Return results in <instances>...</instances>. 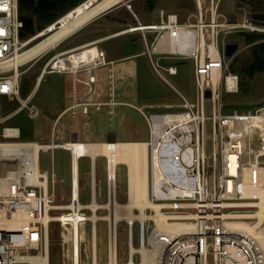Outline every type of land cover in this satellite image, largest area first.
Returning <instances> with one entry per match:
<instances>
[{
	"label": "built area",
	"instance_id": "built-area-1",
	"mask_svg": "<svg viewBox=\"0 0 264 264\" xmlns=\"http://www.w3.org/2000/svg\"><path fill=\"white\" fill-rule=\"evenodd\" d=\"M220 1L210 0L205 8L204 0H193L195 22L190 21L195 13L185 14L183 19L177 10L160 8L162 22L131 28L154 31L150 44L153 50L165 42L160 53L192 58L198 95L191 101L174 88L181 101L173 109L161 112L139 109L149 131L146 141L149 197L166 205L161 210L168 214L166 221L170 223L161 228L156 220H135L139 245H146L151 257L156 252L154 264H264L260 241V236H264V217L259 221L253 215L259 209L256 202L264 196V104L253 113L224 111V93L238 90L239 76L229 68L230 60H225L224 41L223 50L219 48L221 34L264 32V24L248 16L238 22L217 21ZM22 27L19 0H0V264H49V224L44 217L60 209L54 208L53 202L57 182L53 150L62 147L57 144L48 148L43 141L21 140L18 126L2 125L10 116L4 113L3 98L18 100L13 113L26 109L29 118L40 114L35 104H28L31 95L21 96V68L37 56L13 63L15 56L35 38L22 39ZM151 62L168 83L162 71L177 73L175 65H163L160 57ZM205 99L212 103L210 115L205 113ZM89 106L90 103H83L82 111L87 113ZM207 118L212 123L211 154L206 153L204 146ZM56 139L53 125L47 142H61ZM43 151L51 152L50 172L41 168ZM71 157L70 154V201L79 204L80 160L74 168ZM106 170L107 198L111 195L116 198V169ZM95 177L92 167V199L97 194ZM191 208L195 211L191 212ZM68 210L74 212V208ZM239 220H245L246 225L232 224ZM127 229L133 235L134 223L130 230L128 222ZM73 236L72 231V264Z\"/></svg>",
	"mask_w": 264,
	"mask_h": 264
},
{
	"label": "rangeland",
	"instance_id": "rangeland-1",
	"mask_svg": "<svg viewBox=\"0 0 264 264\" xmlns=\"http://www.w3.org/2000/svg\"><path fill=\"white\" fill-rule=\"evenodd\" d=\"M85 1V0H84ZM126 1V0H125ZM166 5L165 11L170 9L177 10L182 18H185V14L195 13L190 17V21H197L196 10L193 0H163ZM210 0H204V7L207 8ZM83 2V1H82ZM172 5V7H171ZM256 12L264 13V0H221L218 8L217 21H231L238 22L244 17L248 16L252 18V14ZM209 19V13H207V20ZM49 24L42 31L38 32L32 43L41 38L42 32H49L55 25H59L57 22ZM254 21V20H253ZM260 23V21H254ZM264 24V23H261ZM259 24V25H261ZM261 34V37L256 41H248L245 34ZM263 34V35H262ZM23 39V38H22ZM264 39L263 31H249V32H232L226 35L219 36V48L223 50V41H238L239 52L232 58L225 56V60L229 61V68L236 72L239 76L238 90L234 92L224 93L225 108L224 111L232 112L237 111L239 113H253L255 108L264 104V70L256 71L252 77H249L247 71H245L246 63L252 57V46L256 42H261ZM51 53L45 55L40 62L31 60L25 64L22 69L21 81L24 85H30L29 94L31 98L28 100V104H35L40 109L38 117L29 118L26 115V109L17 113H13L14 109L18 106V100L7 101L3 98V110L5 114H10L9 118L5 120L2 125H15L20 129L21 140H38L47 142L51 139L52 125L61 109V101H58V89L61 85L62 76L58 72H48L44 75V79L37 84L38 76L44 66V62L50 56ZM145 58V57H144ZM187 63L180 65V72L177 75L166 74L167 79L171 84L182 94H184L189 100L195 101L198 97L196 92V85L193 71V60H187ZM158 82L157 88L161 90L167 100L178 102V97L175 90L164 80L155 79ZM161 82V83H160ZM22 97H25L21 93ZM205 113L211 114L212 103L209 99L204 100ZM131 116L130 129L140 131L146 136V123L143 121L141 113L134 109H129ZM13 113V114H12ZM93 114L91 117H86L89 123H86L85 133L90 134L92 130L91 121H94L95 133H100L99 126L105 123H110L113 119H109L106 115ZM62 123L65 124L66 130L65 139H69V129L73 127L75 123V117H69L68 115L61 118L57 128V139L61 141V129ZM258 133V132H257ZM0 139H2L0 137ZM79 139L82 141L93 142L99 141L93 138L84 140L83 132L79 134ZM204 146L207 154H211L212 151V123L211 119L207 118L204 123ZM106 157L100 156L96 160V179L95 186L97 190L96 197L97 202L104 204L108 201L106 195L107 187V170H106ZM40 165L43 170L51 171V152L43 151L40 157ZM53 165L57 176V182L55 186L54 204L59 205L62 203H68L70 201V149L68 147L55 148L53 150ZM89 157L87 155L80 156V172H81V193L80 202L88 203L92 201L91 196V180L89 175ZM126 164L120 162L117 166V194L116 198L119 202H126L129 197L128 191V174ZM194 212V209H189ZM136 212H138L136 210ZM149 212V211H147ZM80 213L89 216L87 220L81 221L79 224L80 235V251L81 260L80 264H93V261L99 264H107L110 261V236H111V222L109 218H106L110 214V209L107 207L99 208L97 210V219L91 217L92 211L88 208L80 210ZM51 216L55 219L49 223V264H72V222L71 220L57 219L60 216L71 215L68 209H54L51 211ZM108 214V215H107ZM102 217V218H101ZM94 222V223H93ZM138 222H134V234L132 235L133 244L138 247L140 238L138 231L136 230ZM74 226V223H73ZM128 220L120 217L115 225L116 235V260L119 264H126L129 261V242L130 235L128 233ZM95 245V246H94ZM211 259V257H209ZM95 259V260H94ZM142 260V254L135 252L134 261L140 262Z\"/></svg>",
	"mask_w": 264,
	"mask_h": 264
},
{
	"label": "crops",
	"instance_id": "crops-1",
	"mask_svg": "<svg viewBox=\"0 0 264 264\" xmlns=\"http://www.w3.org/2000/svg\"><path fill=\"white\" fill-rule=\"evenodd\" d=\"M123 2L101 12L34 58L40 62L45 55L51 53L43 63L36 85L48 72H58L62 76L57 98L62 104L53 123L55 134L64 116L75 117V123L69 129V139H65L67 129H64L65 124L62 123L61 142H70L74 138L80 142H87L79 139L81 131L84 140L90 138L99 140L93 142L147 141L148 126L139 109L144 108L146 112H161L173 109V106L181 101L167 100L161 90H158V82L155 79L164 78L157 73L151 60L160 57L163 65L177 67L176 74L162 71L167 79L166 74H179V66L193 59L160 53L161 48L165 47V42L153 50L150 44L155 37L154 31L131 29L139 24L162 22L163 17L159 15L158 10L165 9L167 3L163 0ZM172 10L174 9H170ZM169 83L171 84L170 81ZM171 87L175 88L173 85ZM83 103H90L87 113L82 111ZM97 104L99 108L96 107ZM129 109H134L143 116L147 126L146 136L140 131L130 129L132 120ZM94 113L107 115L110 120L113 119L110 123L99 126L98 135L95 133L94 121H91L93 125L90 134L85 133L86 123H89L86 117H91ZM100 156L105 155H97L93 161L88 156L89 175L93 167L96 176V160Z\"/></svg>",
	"mask_w": 264,
	"mask_h": 264
},
{
	"label": "bare ground",
	"instance_id": "bare-ground-1",
	"mask_svg": "<svg viewBox=\"0 0 264 264\" xmlns=\"http://www.w3.org/2000/svg\"><path fill=\"white\" fill-rule=\"evenodd\" d=\"M123 1L125 0H85L81 2L59 18L57 21L59 25H55L47 33L42 32L40 34L41 38L32 45H29L23 52L18 53L13 59V63L18 64L19 62L32 59L42 52L47 51L48 48L52 47L67 35L92 20L102 11H105ZM10 131L16 130L10 129ZM57 144H60V147H68L70 149L74 168L77 167L80 156L82 155L90 156L92 161L97 155H105L107 157V168H109L111 172L116 168L119 162L126 164L128 169L129 197L126 202H119L117 198H114L113 195H111L110 199L104 204L97 202L93 198L92 201L88 203H82L79 200V204H76V202L73 203L69 201L68 203H62L54 207L61 209L74 208L73 214L57 218L60 220H71L74 223V264H79V224L81 221L90 218L89 216L81 214L79 209L89 208L92 211L91 217L93 219L100 217L97 213L99 208L107 207L110 209V214H107L108 216L106 217L109 218L111 222L110 261L107 264H119L116 260L117 251L115 235V225L118 218H126L129 222L130 230L133 229V221L135 220H140V222H145L147 219L156 220L158 226L161 228L170 225V223L166 221L168 214L161 210V208L166 205L152 201L149 197L148 148L146 141L80 142L74 138L70 142H54V144L46 142L45 146L51 148L58 146ZM112 185L113 184L111 183V186ZM261 197V201L256 202L259 209L253 213L254 216L259 217V221L264 217L263 194ZM146 209H152V212H146ZM136 210L138 212H136ZM53 219L55 218H52L50 214H47L44 217V222L48 225ZM246 223L245 220H239L232 224L246 225ZM174 225L178 226L179 224L175 223ZM260 241L264 247L263 235L260 236ZM135 252L142 254V260L140 262L134 261ZM155 253L156 252L153 251V257L149 256L148 248L144 244L136 247L132 241V233H130L129 261L126 264H154ZM43 261L47 263L46 258H44ZM93 264L99 263L93 261Z\"/></svg>",
	"mask_w": 264,
	"mask_h": 264
},
{
	"label": "trees",
	"instance_id": "trees-1",
	"mask_svg": "<svg viewBox=\"0 0 264 264\" xmlns=\"http://www.w3.org/2000/svg\"><path fill=\"white\" fill-rule=\"evenodd\" d=\"M82 1L84 0H19V14L23 21L20 37L26 39L37 34ZM252 18L254 21L264 23L263 12L253 13ZM245 36L252 42L258 40L261 34L247 33ZM251 53L252 57L245 67L249 77L256 71L264 70V40L254 43ZM29 89L30 85L21 84V93L25 96L29 94Z\"/></svg>",
	"mask_w": 264,
	"mask_h": 264
},
{
	"label": "water",
	"instance_id": "water-1",
	"mask_svg": "<svg viewBox=\"0 0 264 264\" xmlns=\"http://www.w3.org/2000/svg\"><path fill=\"white\" fill-rule=\"evenodd\" d=\"M238 49H239V42L238 41H227L224 44L225 56H228V57L232 56Z\"/></svg>",
	"mask_w": 264,
	"mask_h": 264
}]
</instances>
